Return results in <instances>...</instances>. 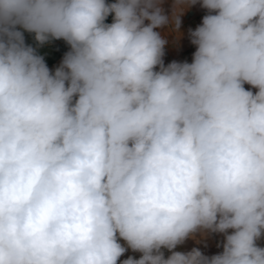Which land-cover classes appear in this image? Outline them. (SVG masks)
Returning a JSON list of instances; mask_svg holds the SVG:
<instances>
[{
    "label": "clouds",
    "instance_id": "obj_1",
    "mask_svg": "<svg viewBox=\"0 0 264 264\" xmlns=\"http://www.w3.org/2000/svg\"><path fill=\"white\" fill-rule=\"evenodd\" d=\"M163 3L0 0V264H264V0Z\"/></svg>",
    "mask_w": 264,
    "mask_h": 264
},
{
    "label": "crops",
    "instance_id": "obj_2",
    "mask_svg": "<svg viewBox=\"0 0 264 264\" xmlns=\"http://www.w3.org/2000/svg\"><path fill=\"white\" fill-rule=\"evenodd\" d=\"M173 0H164L163 7L170 14L172 8ZM179 10V9H177ZM206 14V10L200 8L199 4L192 6L181 17L182 24L179 32L182 34L180 36L179 33L173 32L168 26L158 29L162 35L166 36L169 41V44L166 46L165 52L166 55L164 57L165 64L177 60V61H184L187 60L188 62L192 61V54L194 53L195 46L191 45L188 39L187 31L189 28L195 29L197 25H199L202 21V17ZM147 23V22H146ZM62 56L50 67V69H54L59 62L61 61ZM251 86L245 85V88H250ZM255 91V89H252ZM197 239H201L200 234H197ZM222 240V236L214 235L209 236L207 239H201V243L197 244L196 240L189 239L183 245H180L175 249L176 251H188L192 247H200L201 250L206 255H213L220 251L222 248H217L216 244L218 241ZM123 243V241H121ZM207 244V247H204V244ZM260 246L264 247V238L258 241ZM170 253L165 250V255H169ZM140 253L132 252L131 249L125 252V254L120 257V260L127 259L129 256H133L135 258L140 257ZM119 264V261H118Z\"/></svg>",
    "mask_w": 264,
    "mask_h": 264
},
{
    "label": "trees",
    "instance_id": "obj_3",
    "mask_svg": "<svg viewBox=\"0 0 264 264\" xmlns=\"http://www.w3.org/2000/svg\"><path fill=\"white\" fill-rule=\"evenodd\" d=\"M108 2H113V0H108ZM111 19V16H109L106 22L110 23ZM25 38L27 43H34L33 35L25 33ZM67 50L68 46L62 40H59L39 48V53L45 56L47 65L50 68Z\"/></svg>",
    "mask_w": 264,
    "mask_h": 264
}]
</instances>
